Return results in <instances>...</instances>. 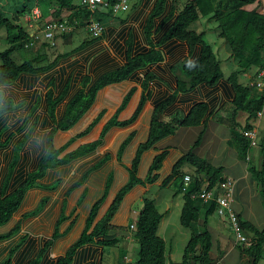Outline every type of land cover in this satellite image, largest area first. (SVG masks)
Listing matches in <instances>:
<instances>
[{
    "label": "crops",
    "instance_id": "0c3cea01",
    "mask_svg": "<svg viewBox=\"0 0 264 264\" xmlns=\"http://www.w3.org/2000/svg\"><path fill=\"white\" fill-rule=\"evenodd\" d=\"M160 1L133 0L129 9L123 10V13L126 11L124 15L119 16L118 13L122 12L119 11L111 13L110 17L103 19L105 30L100 38L94 39L89 36V40L82 41H87L88 44L80 51L57 55L62 60L52 69L35 76L37 80L33 87L26 81L27 79L31 80L32 75L24 76L11 85L12 88H17L20 92V98L12 99L16 104H23V106L4 115L0 131L6 128L10 121H13V124H17L18 128L21 129L27 119H29L27 126L31 125V127L37 120L35 129L43 126L47 132V141L54 124L46 112V95L50 90L51 82L59 78L63 68H67L66 74L62 83L61 81L56 83L55 98L59 97L66 87H69V89L65 99L57 107V116L58 111H60L59 108H62L61 111L64 112L70 100L82 90V80L85 76L90 77L91 85L103 75L122 68L126 63L128 54L136 56L143 51L150 50L153 46L164 57L162 61L142 68L135 74L133 79L111 84L99 90L91 108L69 130L74 131L76 129L73 134L69 131H66L69 133L57 132L54 138L57 149L64 146L68 138L75 139L74 142L80 140L73 148H68L69 150L67 149L64 154L77 149L81 145L97 141L105 125L118 112L117 120L119 122L127 121L133 116L143 94L142 82L145 75L151 74L154 76V79L149 83V99L145 102L135 122L124 127H111L102 144L95 151L67 165L48 170L46 175L39 180L44 188L30 189L25 194L22 204L11 220L0 226V264H57V260L64 257L81 238L91 211L94 205L103 198L107 179L112 174V185L99 209L90 230L92 231L94 226L106 214L118 191L127 183L129 179L127 167L131 165L138 146L148 140L155 106L172 97H174V100L161 115V121H168L176 113L185 116L196 104L205 103L209 106L212 114L207 126L181 127L174 134L162 139L143 154L139 167V177L141 179L147 176L154 158L158 154L166 152L162 168L155 172L159 176L158 180L152 185H137L124 198L119 210L110 222L113 228L105 238L106 240H117L115 245L102 246L99 243L101 238H97L95 241L76 250L72 264H126L128 260L135 263L136 261L131 256L135 250L138 252L139 247L133 237V231L129 227L134 224L143 207L142 199L148 197V195L150 196L154 187L158 188V191L163 188L175 187L172 197L160 200L159 203L155 199L156 196L151 197L159 212L163 215L158 235L166 244V264L173 263L172 258L174 255H178L179 248L177 247L179 245L184 255L192 231L189 232L190 228L181 225L180 218L175 221L171 215L174 207L179 208L181 215L184 205L183 194L177 193L179 187H177L176 180L179 177L174 178L166 187H163L162 184L172 174L176 163L192 149L203 130L202 143L194 149V153L212 166L223 168V174H227L226 179H232L236 182L233 203L236 214L258 229L264 228V212L263 210H257L259 204L264 205L261 187L249 171L248 163L240 157L236 144H231L232 118L235 110L233 100L236 93L228 79L231 74L239 71V82L241 84L250 86L253 81H250L249 76L241 71L240 67L232 65L235 64L234 62L237 59L233 57L227 42L219 36V28L212 24V21L216 20L212 17H203L197 22L200 25L196 31L207 36V34L218 30L217 35L223 40L219 43L216 40V35H210L211 39L208 42L220 61L224 77L213 85L202 84L191 91H179L178 80L183 78L181 64L185 60H197L200 57L201 48L199 46L190 47L186 42L177 39L163 41L180 10L174 8V0H165L162 6H159ZM159 7L160 11L156 13ZM71 39L70 36L63 37L57 43L64 47L66 43L73 41ZM104 51L107 52L105 60L91 69L89 65L90 55L94 56L95 53L99 52L101 54ZM65 54L69 55L63 56ZM224 63L225 65H223ZM72 66H76L77 70L71 69ZM224 70H228L229 74L225 75ZM75 82V89L72 90ZM132 90L133 95L129 102L119 111L125 97ZM253 94L255 95V93ZM38 102H40V105L36 112L32 114V110ZM62 115L63 113L58 117H62ZM261 117L251 120L253 129L257 133L262 130L263 121L260 120ZM96 120L97 122L86 135L78 137ZM236 121L241 126H245L248 121V114L244 111H237ZM131 134L134 137L126 147L122 155V161L119 162L117 159L118 150L124 140ZM23 137L13 144L10 141L7 147L0 150H8L12 146L6 174L14 148ZM61 138L65 139L61 142L58 141ZM33 149L34 147L30 145L28 138L21 150L20 160L10 181L8 193L17 188L25 180L28 173L36 170L41 158L46 153L47 145L42 150L37 151L36 149L33 151ZM106 156L109 157V160L99 169L91 172L82 184H78L83 176ZM187 171L194 175L196 173L193 166L185 164L181 172L186 173ZM6 174L0 183V192ZM219 185L213 189L216 196L221 194L222 191ZM33 193L35 198L32 199ZM203 212L205 211L203 210L202 214H204ZM195 226H198V224H193L192 228L199 232L200 228L197 229ZM208 226L212 234V241H214L216 234L217 239L220 241L218 245L225 252L217 264L229 259L232 254L239 256L235 247L236 243L232 241L233 236L228 231L227 218L220 217L215 211L208 219ZM56 231L59 232L60 236L48 246ZM119 248H122V250ZM183 255L179 254L182 259ZM181 261L178 257L177 262L174 263H180Z\"/></svg>",
    "mask_w": 264,
    "mask_h": 264
},
{
    "label": "trees",
    "instance_id": "16d2710c",
    "mask_svg": "<svg viewBox=\"0 0 264 264\" xmlns=\"http://www.w3.org/2000/svg\"><path fill=\"white\" fill-rule=\"evenodd\" d=\"M37 1L41 5L46 19L48 18L47 5L50 2H56L60 11L63 9H73L75 7L73 0H25V3H23V5L15 12H6L0 0V27L6 29L9 43V47L0 52V84L11 86L18 82L20 78L32 75V79H27L26 81H28L33 87L37 80L35 76L52 69L58 63L56 60L60 56H57L53 62L44 66L39 63L37 57L32 58V60H25L22 63H17L13 58L18 50L26 47L30 34L20 24L10 20L7 17V13H29ZM164 1L165 0H161L159 6H162ZM159 11L160 7L156 13H159ZM111 13V11H98L95 17L102 22L104 18L110 17ZM85 15L86 17L91 16L88 12H86ZM203 17H212L217 21L220 30L219 36L227 42L233 57L239 62L245 63L248 67H256L257 69H262L264 67V0H188L184 4L183 9L179 11L174 24L163 40L168 41L177 39L186 42L190 47L199 46L201 48V54L197 60H185L181 64L180 68L183 78L178 80L179 91H191L202 84L213 85L224 77L220 61L216 57L205 34L198 33L196 30L191 29V26ZM87 44V41L82 42L79 47L73 50V52L80 51L87 46ZM43 45L45 46L46 44ZM73 52H70L69 54H72ZM163 59V54L153 46L150 50L143 51L136 56L128 54L126 63L122 68L103 75L91 85L90 77L85 76L82 80V90L70 100L62 117L57 116V107L65 99L69 87H66L62 94L55 98V91L57 90L56 81L54 80L51 82L50 90L46 95V112L50 116L54 127L47 137L46 153L41 158L36 170L28 173L25 180L12 192L8 193L10 181L20 160L21 150L25 142L28 140L29 135L26 133L23 139L15 146L0 192V226L7 224L11 220L22 204L25 194L30 189L44 188L39 183V180L46 175L48 170L67 165L72 161L95 151L97 147L102 144L105 135L111 127H124L135 122L145 102L149 99V83L154 79V76L151 74L145 75L142 82L143 94L133 116L127 121L119 122L117 120L118 112L115 117L105 125L100 138L97 141L81 145L77 149L63 155L75 139H71L64 146L57 149L54 144V138L57 132H74L76 129L74 131L69 130L72 129L91 108L99 90L111 84L133 79L135 74L142 68H145L149 64L160 62ZM228 80L231 82L236 93L233 100L235 110L232 118L231 144H236L240 157L245 160L249 154L250 142L244 133L253 130L254 127L251 124V120L256 119L258 113L263 111L264 95L259 92V94L254 95L252 92L254 89L251 86L241 84L239 82V71L231 74ZM132 95L133 90L125 97L119 111L127 105ZM173 100L174 97L158 103L155 106L148 140L138 146L131 165L127 167L129 179L116 194L104 217L94 226L92 231H90L98 215L99 209L104 203L112 185V174L109 175L107 179L103 198L94 205L91 211L87 220L86 229L81 238L69 249L64 257L57 260V264H72L76 250L81 246L95 241L97 238H101L99 243L102 246L115 245L117 240L105 239L109 231L113 228L110 225V222L119 210L126 195L132 191L134 187L137 185H152L158 180L159 176L155 174V172H158L162 168L163 161L166 157V152L158 154L154 158L147 176L144 179H141L139 177V167L143 154L162 139L174 134L176 130L181 127L199 125H203L204 127L207 126L212 114L209 106L205 103L196 104L185 116L176 113L172 115L168 121H161V115ZM39 105L40 102L34 106L32 114L36 112ZM22 106L23 104H16L11 97H6L4 93L3 102H0V125L3 123L4 115L16 111ZM237 111H244L248 114V121L245 126H241L236 121ZM96 122L97 120L78 137L86 135ZM28 124L29 119L25 121L21 131L24 130ZM36 126L37 120L33 123L32 129H35ZM7 130L8 128L6 127L0 131V150L7 147L13 137L11 136L8 140L2 141V136ZM203 136L204 130L200 133L192 149L176 163L172 174L166 178L162 184L163 187H166L174 178L180 177L182 174L181 169L185 164H189L195 168L196 178L194 179V182L185 192L183 191L182 184L177 191V193L183 194L184 200L180 215L181 225L185 228H190L192 234L185 248L182 261L180 263L171 264H217L225 254L222 250L217 254L212 252L213 241L208 226V219L216 211L217 204L215 201H212L208 207H203L202 200L198 197V195L203 192L202 187L205 183L202 175H205L207 179L206 188L204 189L206 191L213 190L216 186L227 180L223 174L222 167H214L194 153V149L202 143ZM133 137L134 135L131 134L121 144L117 154L119 162L122 161V155ZM64 139L65 138H61L58 141L61 142ZM108 160V156L103 158L83 176L78 184H82L91 172L99 169ZM249 171L261 187V194L264 203V168L257 169L252 166L249 167ZM142 202L143 207L134 222L135 229L133 230L129 227V229L133 231V237L139 247L137 260L134 264H166V244L158 235L163 215L159 212L153 199L144 197ZM203 209H205L204 214H202ZM202 218L203 220L200 226V231L197 232L192 228L193 224L199 225ZM238 220L242 232L248 234L246 244L241 248V251L249 258V264H259L263 258L264 252V228L260 230L252 223L242 220L239 216ZM59 236V232L56 231L53 239L48 243V246H50Z\"/></svg>",
    "mask_w": 264,
    "mask_h": 264
},
{
    "label": "rangeland",
    "instance_id": "374dc122",
    "mask_svg": "<svg viewBox=\"0 0 264 264\" xmlns=\"http://www.w3.org/2000/svg\"><path fill=\"white\" fill-rule=\"evenodd\" d=\"M132 1L133 0L130 1V5H131ZM187 1L188 0H175V8H177L178 10L183 9V6ZM23 3H25V0H1V4L4 7L6 12H8V11L15 12L18 8H20L23 5ZM61 12L62 11H60L58 9V4L56 2H50L47 5V14H48L47 19L48 20L60 17ZM125 13H126V11H124V13L122 11L121 13H118V15L121 16V15H124ZM28 14H30V12L26 13V14H17V13L8 14L7 13V15H8L7 17L10 20H13L15 23L20 24L25 29H27L26 20H27ZM212 24H214L215 27H218L217 21H212ZM199 25L200 24L195 23L194 25L191 26V29L197 30ZM218 33H219L218 30L215 32H211L210 34H207L206 39L207 40L211 39L210 35H212V36L216 35V40H218V42L220 43L223 40L219 38V36L217 35ZM70 37H72L71 40H73V41H71L70 43H66L64 47H62L58 43L55 47H49L48 45H45V46L44 45H37L34 49L25 47L21 50H18L17 53L13 56V58L17 63H22L25 60H29V59L32 60V58L37 57V59L39 60V63L44 66V65H48L49 63L53 62L55 60L54 56L62 55L63 53H66V52H71V51H73V49H76L78 47V45H80L82 43L83 40H85V39L89 40L90 39L89 34L86 32V30L84 28L77 29L73 34L70 35ZM8 47H9V43H8V39H7V31L4 27H0V52L6 50ZM90 56L91 57H89V65H90V68L92 69L99 62H103L105 60V58L107 57V52L104 51L101 54H99V52H97V53H95L94 56H92V55H90ZM60 60H62V59L57 58L56 61L59 62ZM234 63L235 64H232V65H236V67H240V70L242 69L241 71H244V73L249 76L250 81H255L257 79V73H258L259 69H257L256 67H248L245 63H241L237 60ZM223 65H225V63ZM71 69L77 70V67L72 66ZM66 70H67V68H63L61 70L59 78L56 79V83L60 82V81L62 83L63 78L66 74ZM224 73H225V75H228L229 71L224 70ZM244 83H245V81H244ZM75 86H76V82H75L72 90L75 89ZM252 91L255 94H259L258 90H256V89H254ZM19 93L20 92L17 88H12L11 86L5 88V95L10 96L11 98H20ZM61 106H63V105H61ZM59 110L60 111H58V116H61V114L64 112L61 111L62 108H59ZM262 114L263 115L260 118V120L263 121L262 130L258 133L255 145L250 147L249 154H248L247 158L245 159V161L248 163L249 167L254 166L257 169H263L264 168V150H262V149H264V109L262 111ZM7 127H8V130L4 132V134L2 136V141H6L7 139L11 138V136H13L11 139V143L13 144L14 142H17L20 138H22L25 135V133H27L26 129H28L29 126H27L26 129L21 131V129L18 128L17 124H13V121H10L7 124ZM39 128L44 129L43 126L39 127ZM71 134H73V132H71ZM70 139L68 138V140L65 142V144ZM79 141L80 140H77L76 142L72 143L68 148H73L75 145H77V143H79ZM35 150H36V148L33 149V151H35ZM37 151H38V149H37ZM11 153H12V146H10L8 148V150L6 149V150L0 151V183H1L4 175L6 174L7 164L10 160ZM186 175L191 176L190 185L194 182V179L196 178V173L194 175L193 173L187 171L186 173H182L180 175L179 179L176 180L177 185H178L177 187H180L181 184L183 185V179H184V176H186ZM202 176H203V179L205 181V183L203 184V187H202V189L204 190L206 188V182H207L206 180L207 179H206L205 175H202ZM245 181H247V180H245ZM219 188H221L220 185H219ZM174 189H175V187L173 186L172 188H163V189H161V191H158L159 189L154 187V189L151 191L150 196L148 195V197L151 198V197L156 196L155 199H157L156 201L159 203L160 200L168 199V198L172 197ZM34 195L35 194L33 193L32 199L35 198ZM201 200H202V206L203 207H208L211 203V201H209L208 203H205L203 199H201ZM203 210H205V209H203ZM257 210H263V212H264V205L259 204L257 207ZM260 212H262V211H260ZM171 215L174 217V220L177 221L180 218L179 208L174 207ZM202 220H203V218L201 219V222L198 225L199 227L195 226V228H197V229L200 228V226L202 224ZM228 225H229L228 231L233 236L232 241H234L236 243L235 247L238 250L240 258L238 255L232 254L229 259L224 260L219 264H249V258L247 256H245L241 251V248L246 244V242L245 243L236 242V236H235L234 230L232 228V225L229 222H228ZM188 231L191 232L192 230L189 229ZM243 234L247 238L248 234H246V233H243ZM219 242L220 241L217 239V236L215 234L214 241H213V243H215V244H214V249L212 251L214 254H217L219 251L222 250V248H220V246L218 245ZM177 248H179L177 251L178 255L173 256V258H172L173 263L177 262L178 257H180V260H182L181 256H179V254L181 253V255H183V250L181 249L180 245ZM119 249L122 250V248H119ZM131 257L134 261L137 260V250H135V252L133 253V255ZM170 263H172V262H170ZM192 264H194V263H192ZM259 264H264V252H263V258L261 259Z\"/></svg>",
    "mask_w": 264,
    "mask_h": 264
},
{
    "label": "built area",
    "instance_id": "2783aa9c",
    "mask_svg": "<svg viewBox=\"0 0 264 264\" xmlns=\"http://www.w3.org/2000/svg\"><path fill=\"white\" fill-rule=\"evenodd\" d=\"M131 0H73L75 7L73 9H63L61 16L54 19H46L44 17L42 7L37 1L32 8L30 14L27 15V32L30 34L27 48H35L37 45L47 44L55 47L58 39L63 36L73 34L77 29L84 28L91 38H100L105 30L103 22L98 20L95 15L98 11L117 13L119 11L127 10L130 7ZM88 12L91 16L86 17ZM79 27V28H78ZM264 55V49H263ZM250 86L259 93L264 95V67L258 70L257 79L250 83ZM262 116V112L258 113V117ZM250 142V147L255 145L258 133L251 130L244 133ZM191 183V176L186 175L183 179V191L185 192ZM235 181L232 179L226 180L220 184L221 194L215 195L213 190H203L198 195L205 203L215 201L216 213L220 217L227 218L232 225L236 236V242H246L240 226L238 215L234 211V188ZM131 229H135V224H132ZM126 264H134L128 260Z\"/></svg>",
    "mask_w": 264,
    "mask_h": 264
},
{
    "label": "clouds",
    "instance_id": "9594fccd",
    "mask_svg": "<svg viewBox=\"0 0 264 264\" xmlns=\"http://www.w3.org/2000/svg\"><path fill=\"white\" fill-rule=\"evenodd\" d=\"M5 88V85L0 84V102H3ZM26 132L29 135V143L32 147L38 150L46 148V130L42 128L32 129L31 125H29L28 129H26Z\"/></svg>",
    "mask_w": 264,
    "mask_h": 264
}]
</instances>
